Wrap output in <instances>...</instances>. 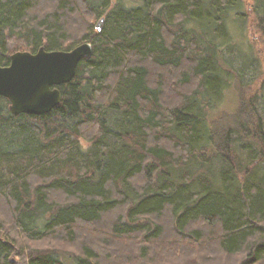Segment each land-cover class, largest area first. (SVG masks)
I'll return each mask as SVG.
<instances>
[{
    "label": "trees",
    "instance_id": "obj_1",
    "mask_svg": "<svg viewBox=\"0 0 264 264\" xmlns=\"http://www.w3.org/2000/svg\"><path fill=\"white\" fill-rule=\"evenodd\" d=\"M101 1L0 0L2 66L16 51L93 46L51 112L16 116L0 96V264L213 251L264 264L261 97L241 99L226 125L217 114L260 60L247 32L253 22L264 43V0ZM22 237L81 248L26 251Z\"/></svg>",
    "mask_w": 264,
    "mask_h": 264
},
{
    "label": "water",
    "instance_id": "obj_2",
    "mask_svg": "<svg viewBox=\"0 0 264 264\" xmlns=\"http://www.w3.org/2000/svg\"><path fill=\"white\" fill-rule=\"evenodd\" d=\"M103 21L96 27L98 31ZM92 55L90 42L71 50H47L42 46L36 52H15L10 65H0V96L10 101L13 115H45L62 102L60 86L71 82L79 62Z\"/></svg>",
    "mask_w": 264,
    "mask_h": 264
},
{
    "label": "rangeland",
    "instance_id": "obj_3",
    "mask_svg": "<svg viewBox=\"0 0 264 264\" xmlns=\"http://www.w3.org/2000/svg\"><path fill=\"white\" fill-rule=\"evenodd\" d=\"M96 3H100L102 2L101 0H95ZM246 3L248 4V6H251V1L250 0H246ZM252 15V14H251ZM102 18L100 19H96V20H92L94 27L96 28L100 22ZM104 19V18H103ZM103 26V23H102ZM247 32V31H246ZM233 34L235 37L240 38V30L239 27H233ZM248 37L250 38V41L252 43L255 44L256 48H259L260 53H259V59L257 61V63H255L254 65H252V67L247 68L246 70L243 71V82L242 85L244 86V89L242 88H238L236 85H232L231 87H229L225 94V98L224 100L221 102L220 106H219V111H217L221 117H220V124L222 125H226L229 122H232V118L234 116V114L237 112V108L239 107V104L241 102V99H249V97H251V94L255 95V93H258L259 95V99L261 97L260 103H262V108L261 111L264 113V86L262 85V80L261 78H264V43H263V38L262 35L260 34V32L257 29V26H255L253 24V22L251 23L250 26V31L247 32ZM241 40V38H240ZM243 40V38H242ZM244 44H246L245 40H243ZM239 45L242 46L244 44H242L240 41H238ZM257 44V45H256ZM80 45V44H79ZM78 46V45H77ZM18 52V51H16ZM228 52V51H227ZM225 52L227 55L228 53ZM15 53V52H14ZM236 55H234V59ZM239 62H237L236 64V68H239L238 65ZM240 70V69H239ZM263 72V77H260V73ZM260 77V78H259ZM236 79L233 80V83H236L235 81ZM89 138V137H86ZM83 144H87L88 141L87 139H82ZM21 240L24 242V246H26L27 250L30 249H47V248H55L58 250H62L64 252L69 251L71 253H79L80 252V248L81 246L79 245V243L73 244V243H68V242H62L59 240H52V241H39V242H28L27 240H25V238H21ZM213 255H209L207 256V261L204 259H200V256H197L196 253L195 254H188L186 255L187 257H185V262H180L177 263L174 260H172L171 262L167 259L164 260L162 262H159V260L154 261L153 264H238L239 263V258L238 257H226L223 255L218 254L217 251H213ZM61 260L63 262H65V264H76V262L73 261L72 257L69 255H64L61 254L60 256ZM194 262H192V260H194ZM18 262H20V259H16Z\"/></svg>",
    "mask_w": 264,
    "mask_h": 264
}]
</instances>
